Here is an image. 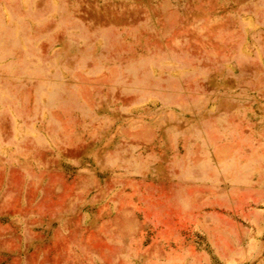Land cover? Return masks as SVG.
Masks as SVG:
<instances>
[{"label": "rangeland", "instance_id": "1", "mask_svg": "<svg viewBox=\"0 0 264 264\" xmlns=\"http://www.w3.org/2000/svg\"><path fill=\"white\" fill-rule=\"evenodd\" d=\"M0 264H264V0H0Z\"/></svg>", "mask_w": 264, "mask_h": 264}]
</instances>
